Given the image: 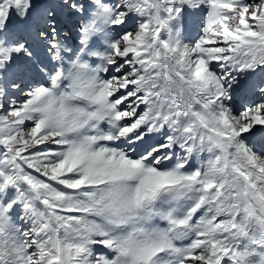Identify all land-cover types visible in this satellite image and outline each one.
Wrapping results in <instances>:
<instances>
[{
  "label": "snow or ice",
  "instance_id": "obj_1",
  "mask_svg": "<svg viewBox=\"0 0 264 264\" xmlns=\"http://www.w3.org/2000/svg\"><path fill=\"white\" fill-rule=\"evenodd\" d=\"M0 264H264V0H0Z\"/></svg>",
  "mask_w": 264,
  "mask_h": 264
}]
</instances>
